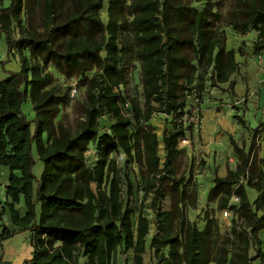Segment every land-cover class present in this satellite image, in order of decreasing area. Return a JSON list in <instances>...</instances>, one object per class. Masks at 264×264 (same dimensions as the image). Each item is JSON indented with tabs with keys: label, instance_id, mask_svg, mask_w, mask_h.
Masks as SVG:
<instances>
[{
	"label": "trees",
	"instance_id": "trees-1",
	"mask_svg": "<svg viewBox=\"0 0 264 264\" xmlns=\"http://www.w3.org/2000/svg\"><path fill=\"white\" fill-rule=\"evenodd\" d=\"M225 15V26L234 31L254 30L253 50H264V0H230ZM221 17L209 0L200 8L188 0H9L0 5V32L8 52L15 49L20 60V69L0 80V216L9 213L11 220L0 224V244L30 230L33 253L23 264H78L80 255L86 264H114L111 257L121 247L132 252V264H144L146 249L158 259L154 264H264L258 236L264 230L258 127L252 129L246 151L230 138L236 166L215 175L207 192V201H217L218 209L232 210L228 232L222 235L208 212L201 229L180 212L178 229L172 232L171 212L160 206L167 180L177 189L182 185L174 177V163L186 132L182 119L189 87L194 85L200 100L206 76L209 86L218 87L234 84L231 76L239 70L224 30L216 28ZM12 22L18 24L16 38ZM27 47L31 61L22 52ZM48 65L81 77L85 87L73 131L57 118L67 95L60 94ZM134 69L139 95L125 92ZM27 98L32 120L21 111ZM157 113L171 116V127H163L160 137L151 126ZM233 117L246 126L242 116ZM102 127L107 130L100 131ZM93 143L98 160L89 165L85 151ZM33 149L43 163L39 177L32 170ZM118 152L126 165L136 164L143 199L150 195L154 232L148 241L150 220L142 202L137 208L130 205V176L110 156ZM2 167L7 169L5 184ZM246 187L257 191L252 201ZM184 192L175 194L176 203ZM232 195L239 198L237 206L229 204Z\"/></svg>",
	"mask_w": 264,
	"mask_h": 264
},
{
	"label": "rangeland",
	"instance_id": "rangeland-1",
	"mask_svg": "<svg viewBox=\"0 0 264 264\" xmlns=\"http://www.w3.org/2000/svg\"><path fill=\"white\" fill-rule=\"evenodd\" d=\"M205 0H188L192 5L200 8ZM214 9H218L222 14L220 20L216 23V28L218 30H223L225 27L226 20V10L229 5L230 0H209ZM9 4V0H1V6H7ZM102 14L105 15V9H102ZM40 16L39 10L36 8L34 11V17L38 19ZM104 19V17H103ZM105 20V19H104ZM22 23H26L25 14L22 15ZM251 31V30H250ZM11 34L13 38L18 37V24L16 22H12L11 24ZM231 40V41H230ZM229 42L233 45L235 43V39L230 38ZM247 41V40H246ZM227 45V43H226ZM232 45V46H233ZM248 45L243 41L242 44L236 45V52L240 51L242 53L250 51ZM227 47V46H226ZM239 47V48H238ZM249 49V50H248ZM13 50V49H12ZM11 50V51H12ZM15 50V49H14ZM26 57L31 61L29 49L28 47L23 49L22 51ZM262 54L264 50L259 51ZM237 56V55H236ZM19 54L16 51L8 52L7 43L4 37V34L0 32V74L7 75L9 72H15L20 69L19 62ZM262 69V70H261ZM47 70L49 71V65L47 66ZM238 73H245L246 76H242V78L252 82V85L248 87V93H244V90H241L240 100L235 99V93L233 92V84H227L226 89H222L219 85L218 87L209 86V80L206 76L205 87L201 94V99L199 100L196 96V91L194 89V85L189 87L188 96H187V105L185 108V115L182 119V123L186 130L185 137L187 142L182 144L180 148V153L174 163V177L182 180V185H178L175 187L174 181L171 179L167 180L164 185L167 190V195L163 200H161V208L170 210L172 220H171V231L175 232L178 229V214L181 212L187 219L193 217L194 219L199 216L202 211L203 206H207L208 203L205 199H201L198 191L203 187V178L205 169L212 168L213 164V156L212 151L207 150L201 144V137L199 138L197 129H199L200 124L202 122V107H205L206 104L204 101L208 100L215 101L219 103V108H222L223 111L226 109H230L229 115H234L235 113L242 116L245 119L246 126H243L241 123H237L235 128L229 130L228 134L222 135L219 146H217V155L215 156V161L218 164L219 162L223 163V167L227 165L229 168H233L235 166L236 161L230 162L229 157L236 158L234 150L230 144V138H233L235 142L243 147L246 151L249 147L250 141L249 136L253 128L258 127L260 130L259 138H257L258 144L256 147V152L259 157L264 158V66L253 64L252 68L247 71H238ZM56 83L59 85L60 94H66V100L59 107L60 112L58 113V118L62 117L64 123L73 131L76 128V125L79 121V111H80V102L84 97L85 87L82 85L81 77H76L75 75L66 76L62 73V75H54ZM92 72H87L86 76H90ZM237 74V73H236ZM137 69L132 70L130 76V82L128 84V88L125 90L126 94L129 95H139V88L137 86ZM243 75V74H242ZM4 76V77H5ZM246 77V78H245ZM76 82L79 87V95L75 99H69L68 97V86ZM219 88V89H217ZM254 98L252 101L249 97ZM226 99V100H224ZM229 101V106L225 105V101ZM236 100V103H235ZM204 103V105H203ZM216 103V104H217ZM202 104V105H201ZM211 106V105H208ZM210 109V107L208 108ZM21 111L25 115L28 120H32L33 118V110L31 107V102L27 98L21 104ZM105 118V117H104ZM108 123V120L105 119L103 122ZM171 116L165 115L162 113H157L152 117V128L160 133L163 127H171L170 124ZM102 124V123H101ZM151 124V123H150ZM154 126V127H153ZM33 129V123H31V130ZM107 130V127H102L100 131ZM194 133V134H193ZM45 139V134L43 135ZM201 145H200V144ZM161 148V144H160ZM216 153V151H215ZM163 155L162 150L159 149V156ZM33 156L35 162L33 164L32 170L36 177H39L43 163L38 159L35 150L33 149ZM110 156L116 157L117 168L120 172H127L130 176L133 185V193L130 196L129 203L133 208H137L140 206L142 202V209L147 214L150 220V230L149 234L146 236V240L148 241L151 233L154 232L153 226V215L151 210L148 208L149 204V196L146 199H143V191L142 185L140 181V177L138 174V169L136 164H125V156L120 158L118 153H111ZM86 162L89 165H93L98 160L97 148L93 144H89L87 150L85 151ZM210 162V163H209ZM210 164L209 165L207 164ZM198 175V176H197ZM5 175L1 174V181H4ZM199 178V179H198ZM123 192L122 199L124 201L127 200L126 196V186L125 180L122 181ZM95 183H91L92 189H95ZM184 188L185 192L181 196V202L176 203L175 194H179L181 189ZM177 199L178 196H177ZM198 210V212H196ZM222 209L211 210L212 216L217 219L218 227H221V230H224V235L227 232L228 227L231 224V217L224 218L221 214ZM207 212V211H206ZM205 213V212H204ZM223 218V219H222ZM132 224L135 227L136 224V211L132 215ZM223 220V221H222ZM259 237L262 240V245L264 247V230H261L259 233ZM219 241L216 242V245ZM164 253H167V249L165 248ZM114 264H132V252L130 250H125L122 247L118 248L116 253L112 255L111 262ZM144 264H154L158 262V259L154 256L151 250L146 249L143 255ZM78 264H86V257L80 255L78 257ZM211 264V263H210Z\"/></svg>",
	"mask_w": 264,
	"mask_h": 264
},
{
	"label": "crops",
	"instance_id": "crops-1",
	"mask_svg": "<svg viewBox=\"0 0 264 264\" xmlns=\"http://www.w3.org/2000/svg\"><path fill=\"white\" fill-rule=\"evenodd\" d=\"M223 30L226 35L227 48H232L234 50L235 60L238 62V65H239V70H238L239 72L241 70L247 71L251 69L253 64L255 63L259 66L260 65L264 66V53L262 54L261 52H254L253 47H252L253 41L256 38V32L254 30L248 31L246 34H240L228 26H225ZM230 38L235 39L236 44L233 45L232 43H230L229 42ZM243 41L247 45L248 43L250 44L249 45L250 51H247L244 53L240 51L236 52L237 50L236 45L239 44V47H240V44H242ZM13 51L15 50L13 49L11 52ZM49 71L54 73V75L55 74L62 75V73H60L57 69L53 68L51 65L49 66ZM236 73H234L231 76V79L234 81L233 92L235 93V99L240 100L241 90H244L243 94L248 93V87L251 86L252 82H254L255 80L250 82L246 80L247 79L246 77H245L246 79L242 78V76L244 75L246 76L245 73H238V72ZM4 76L5 75L0 74V80L3 79ZM220 87L222 89H226L227 83L221 84ZM249 99L252 101L254 98H252L251 96L249 97ZM204 103L206 104V106L202 107L203 118H202V122L200 124L199 129H197V133H198L199 138L201 137V144H203L202 146L206 148L207 150L212 151L213 164H212V168L210 167V164H209L210 162L207 164L209 165L210 168L207 170L205 169L204 175L202 176L204 185L198 191V194H200L199 197L201 196V199H205V201H207V192L213 183L214 176L215 175H219V176L225 175L227 172V169L229 168V166L227 167V165L223 167L222 162L221 163L219 162L217 164L216 161L214 160L215 156L217 155V146H219L222 135L228 134L229 130L235 128V125H237L238 120L234 118L232 115H229L230 109H226L223 111L222 108H219L220 107L219 103H217L216 100L210 101V102L208 100L207 101L205 100ZM235 103H236V100H235ZM224 104L229 106V101L228 100L225 101ZM208 105H211V106H208ZM31 107H32V104H31ZM209 107L210 109H208ZM33 115H34V111H33ZM229 159H230V162H234L235 160L237 163L238 161L237 156L236 158L229 157ZM236 163H235V166H236ZM235 166L232 169H234ZM1 174L5 175L4 181H2L3 184H5L6 175H7V169L5 167L1 168ZM246 194H247L249 201H252L255 198L257 191L253 188L246 187ZM238 202H239V198L235 195H232L229 200V204L231 205L233 204L237 206ZM207 203L208 205L207 206L205 205L202 207V211L197 218L195 219L193 217L189 218V220L194 221L197 227L200 229L203 228L205 224L204 212L207 211L209 215L212 216L211 210L218 209L217 201H207ZM17 209L20 215L24 213V208L22 204H19L17 206ZM196 212H198V210H196ZM10 222L11 220H10L9 213H5L2 216H0V224L4 223L8 225L10 224ZM229 229H230V226L228 227L227 232L229 231ZM219 231L220 233H224V230H221V227H219ZM260 231L258 232V236H259ZM30 239H31V231L22 230L2 240L0 244V264H23L24 260L30 259L33 253V246L31 244ZM261 246L262 248H264L262 245V240H261ZM250 253L251 254L253 253V249H250ZM210 263L214 264L213 262H209L208 264Z\"/></svg>",
	"mask_w": 264,
	"mask_h": 264
},
{
	"label": "built area",
	"instance_id": "built-area-1",
	"mask_svg": "<svg viewBox=\"0 0 264 264\" xmlns=\"http://www.w3.org/2000/svg\"><path fill=\"white\" fill-rule=\"evenodd\" d=\"M78 95H79V87L76 84V82H73V83H71L69 85L68 97H69V99H75V98L78 97ZM127 106H128V103H125L124 104V108H126ZM186 142H187L186 137L185 136L184 137H181L179 139V142H178L179 147L182 144L186 143ZM119 156H120V158H122L123 157V154H119ZM221 214H222V217H224V218H228V217H231L232 218V216H233L232 210L230 208H224V209H222Z\"/></svg>",
	"mask_w": 264,
	"mask_h": 264
}]
</instances>
